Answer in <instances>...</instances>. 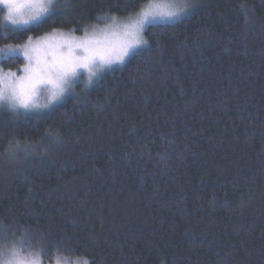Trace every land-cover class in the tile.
Here are the masks:
<instances>
[{"label":"trees","instance_id":"16d2710c","mask_svg":"<svg viewBox=\"0 0 264 264\" xmlns=\"http://www.w3.org/2000/svg\"><path fill=\"white\" fill-rule=\"evenodd\" d=\"M130 2L56 0L59 10L37 24L6 27L0 46L82 33L148 0L125 11ZM199 5L177 23L148 26L151 51L87 94L43 112L0 108L6 245L29 229L70 262L264 264V0ZM17 142L28 154L7 155Z\"/></svg>","mask_w":264,"mask_h":264},{"label":"snow or ice","instance_id":"6c2138e0","mask_svg":"<svg viewBox=\"0 0 264 264\" xmlns=\"http://www.w3.org/2000/svg\"><path fill=\"white\" fill-rule=\"evenodd\" d=\"M135 4L136 0L126 3L125 11ZM0 5L6 9L0 20V33L4 34L8 32L4 21L13 26L27 25L59 10L56 0H0ZM195 7L187 0H148L146 5L141 4L139 10L128 12L126 16L113 14L97 17L104 22L103 27L99 24L85 27L83 35H75V30H53L36 39L29 36L22 44H6L0 48V54L7 56L18 53L25 63L19 74L0 69V102H6L13 111L47 109L53 102L71 94L81 83L83 73H87V79L83 81L87 89L100 79L98 73L110 69L113 64L124 63L126 57L137 49L150 52L151 46L144 35L147 26L157 21L177 23L181 17H189ZM45 136L54 142L59 139V133L51 129L46 131ZM19 151V142L5 150L9 156H15ZM8 231H11V227L4 230L0 226V246H6ZM28 233L29 229H25L26 238L13 243L15 264H42V259H48L49 264H61V258L69 261L58 251L56 242L47 238L37 240ZM20 243H26L27 247L22 249L18 246ZM84 264H90V261L84 259ZM91 264H95V261Z\"/></svg>","mask_w":264,"mask_h":264},{"label":"rangeland","instance_id":"374dc122","mask_svg":"<svg viewBox=\"0 0 264 264\" xmlns=\"http://www.w3.org/2000/svg\"><path fill=\"white\" fill-rule=\"evenodd\" d=\"M203 0H187V2L188 3H191V4H194V5H196V7L192 10V12L194 11V10H196L200 5V3L202 2ZM154 2H159V0H154ZM0 9L3 11V13L5 14V12H6V9L4 8V6L3 5H0ZM48 15V14H47ZM46 15V16H47ZM46 16H44V17H46ZM43 17V18H44ZM42 18V19H43ZM185 17H181L180 18V20H183ZM38 22H32V23H29V24H27V25H16V26H13V25H11V24H9L7 21H4V25H5V28L6 27H11L12 29H21V28H28V26H32V25H34V24H37ZM162 23H168V24H171L172 22H160V21H157L156 22V24H162ZM101 27H103V25H100ZM150 26V25H149ZM148 27V26H147ZM63 32H66V31H63ZM75 35H83V32L82 33H74ZM41 37V36H40ZM34 39V38H33ZM36 39V38H35ZM22 44V43H21ZM4 46H0V48H3ZM140 50H142V49H137L136 50V52L135 53H133V54H136V53H139L140 52ZM132 54V55H133ZM132 55H130L129 57H126V59H125V62L132 56ZM21 58L22 60H23V63L20 65V66H18L17 68H9V67H7V68H3V66H2V62H6L7 60H9V59H12V58ZM124 62V63H125ZM24 63H25V61H24V58H23V56L22 55H20V54H18V53H16V54H9V55H7V56H5L4 54H0V69H3L4 71H16L18 74H19V72H20V70L22 69V67H23V65H24ZM124 63H122V64H113L112 65V67L110 68V69H105L104 71H102L101 73H98V75L100 76V79L99 80H101V78H103V76L106 74V73H108L109 71H111V70H114V69H117V68H119L120 66H122ZM87 79V73H83V75L81 76V83H79L75 88H74V90L71 92V94H66L65 96H64V98L61 100L62 102L63 101H65V99H67V98H76V97H79V96H82V95H84V94H87V92L91 89V88H93V86L94 85H96L97 84V82L99 81H96V83L94 84V85H91V86H89L87 89H85L84 88V84H83V81L84 80H86ZM95 79V78H94ZM61 101H58V102H53V104L52 105H50V107L49 108H47V109H43V110H40V111H35V110H33L34 112H43L44 110H48V109H50L51 107H53L55 104H58V103H60ZM0 105H2V106H0V108H6V109H11L10 107H8L7 106V104H6V102H0ZM18 111H20V110H23V109H17ZM28 112H32V111H28ZM25 150V151H24ZM21 153H22V155H24V154H28V151H27V146H22V149H21V151H20ZM26 152V153H25Z\"/></svg>","mask_w":264,"mask_h":264},{"label":"clouds","instance_id":"9594fccd","mask_svg":"<svg viewBox=\"0 0 264 264\" xmlns=\"http://www.w3.org/2000/svg\"><path fill=\"white\" fill-rule=\"evenodd\" d=\"M14 256H15V250L13 244L0 246V264H15ZM61 264H70V262L63 260V258H61ZM71 264H84V259L82 258L73 259L71 261Z\"/></svg>","mask_w":264,"mask_h":264}]
</instances>
